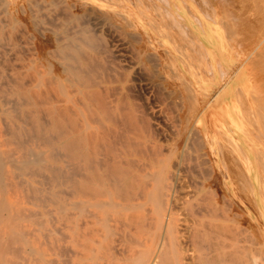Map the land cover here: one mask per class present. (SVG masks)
I'll use <instances>...</instances> for the list:
<instances>
[{"label":"rangeland","instance_id":"1","mask_svg":"<svg viewBox=\"0 0 264 264\" xmlns=\"http://www.w3.org/2000/svg\"><path fill=\"white\" fill-rule=\"evenodd\" d=\"M22 1L10 0L8 4L0 0V147L15 156L29 146L41 149L44 166L37 168L31 163L35 168L31 166L34 169L30 168L28 175L35 179L33 187L22 183L16 170L12 176L3 175L5 189L0 194L14 208L23 209L18 221L27 231L16 233L19 239L10 241L12 250L4 252L1 264H48L49 260V264H77L81 247L71 237L69 118L77 116L79 107L87 102L77 89L90 75L97 83L102 82L96 87L101 94L91 103L92 111H102L105 103L116 109L113 113L121 124L110 125L120 136H136L125 134L130 119L156 146L169 145L168 153L182 152L172 155L185 160L186 175L196 184L185 190L201 191V199L218 207V225L229 224L247 239V264H264V46H259L264 45V2L33 0L29 5L30 0ZM62 45L70 48L71 58H63L59 50ZM67 63L69 67H64ZM229 73L233 75L230 108L238 126L231 125L230 120L223 125L216 116L208 117L203 125L199 118ZM198 74L199 82L194 76ZM179 138L183 139V150L173 151ZM135 159L143 161L140 154ZM226 210L231 211L232 220L226 219ZM133 213L140 228L142 212ZM98 227L92 243L96 247L83 254L81 264L105 262L99 243L102 227ZM113 230L115 236L121 231L116 226Z\"/></svg>","mask_w":264,"mask_h":264},{"label":"bare ground","instance_id":"2","mask_svg":"<svg viewBox=\"0 0 264 264\" xmlns=\"http://www.w3.org/2000/svg\"><path fill=\"white\" fill-rule=\"evenodd\" d=\"M3 1L4 3H10V0ZM32 1L33 0H30L28 4L30 5ZM261 1L264 2V0ZM22 2H27V0H23ZM259 5H261V2H259ZM4 6L7 7L6 4ZM98 13H100V11ZM190 32L192 31L190 30ZM190 34H188V36ZM194 34L192 35L197 38L200 44L204 43L202 40H200L201 38L197 35V33ZM71 42L69 41V43ZM71 45L73 46V44ZM204 46L205 47L203 48H206L208 52L212 54V52L205 45V43ZM259 46L263 47L264 45L259 44ZM73 47L76 48V46ZM181 47L179 46V48ZM59 50L62 53L61 55L63 56V58L68 59L71 58L73 55V53L69 51L70 48H65L63 45L62 47H59ZM259 54L261 53H258V55ZM255 56L257 60V55ZM190 58H192V56ZM258 60L260 61V59ZM54 62L55 61H53V63ZM93 62L94 61L92 60V63ZM89 63V69H92L93 67L91 65V61ZM105 64L108 65L107 63ZM64 67H69L68 63L64 64ZM111 70L113 69L111 68ZM97 74L98 72L95 73V75ZM99 75H101V73ZM99 75L97 77H99ZM227 75L229 76H226L225 78H228L226 80L224 78L225 82L219 87L216 94H213L214 97L212 96V103L209 104V106L204 111L202 115L203 117L199 118L200 122H202L203 125L205 124L208 117L216 116L218 118V121L223 125L226 122L228 123L230 120L231 125L238 126V122L236 121V118L234 117V114L232 113L230 108V93L232 89L233 75L232 73H229ZM194 76L199 82L200 75L198 74ZM250 78H253L252 75ZM83 79L84 81L81 82L85 83L81 84L80 88L78 87L79 89H77V91H80L85 96V99L88 103L85 102L83 108L82 106L79 107L81 109L80 111H78L77 116L73 114L69 118L70 126L72 127L70 129L72 135V148L69 155L68 164L69 180L71 187V200L69 201L70 213L72 218L71 237L76 239L78 241V245L81 247V250L78 253V260L76 263L81 264L83 254H87L88 251L96 247V245H93L92 243L94 241L93 239H95L94 235L97 234V231L99 229V224L102 227V238L99 243L102 246L103 257L105 259L103 260L105 262H102L101 264H247V239L243 237L239 232L234 231L232 229V226L229 224L223 226L218 225V207L215 205L214 202H207V200L201 199V191H198L196 189L194 190V188L185 190L186 187H193V185L195 186L196 184L195 182H192V180L189 179L191 177L188 178V176L186 175L188 171L186 172V169L184 168L185 160L182 159V157L180 156L176 155L174 157L172 155L177 154L176 152H182L176 151L168 153L167 150L169 148V145L161 144L159 146H156L155 143H152L151 140L148 139L149 137L147 138L144 135V130H142V128H140L141 130L139 129V124H136L135 121H130V119L126 123L127 131L125 130V134L131 132V134L136 136H120L119 132H115L112 126L110 125H116L120 123V120L115 117V113H113V111L115 112L116 109L113 110L111 106L105 105V103H103V100H101L105 106L104 109L102 111L97 110L98 112L96 113H94L95 111H92L93 106L91 107V103H94V100H96V96L100 92L96 90V87L101 85L102 82L97 83L91 75ZM243 80L245 81L246 79L244 78ZM59 81H61V89H64V84L60 77ZM109 82L107 84H109ZM247 83L251 87L250 80ZM245 84L246 83L244 82V85ZM250 87H248V89H250ZM245 89H247V87H245ZM113 92L116 91L114 90ZM113 97L116 98L117 96L115 97L113 94ZM212 97H210V99ZM118 99L116 100L119 101ZM98 101L100 102V99ZM108 103H110V101ZM113 103L114 102L111 101V105ZM113 105H115V103ZM97 106L99 107V105ZM100 108L102 109L103 107ZM124 113L125 112H123V114ZM142 123L143 122H141L140 125ZM120 128L121 130H123L121 126ZM200 129H203L202 126L200 127ZM120 133L123 134L122 131ZM121 137H123V139L125 137L126 139L122 140ZM148 140L149 142H151V145L149 147H147ZM121 141H123L122 144H120ZM176 143L177 144H175V147L172 146L173 151L177 148H180L182 151L183 139ZM27 144L30 145L29 143ZM30 147L31 146H29V149L27 148V151L22 152L18 156L12 155L11 151L8 148L5 149L0 147V191L4 188V184L2 182L3 175L6 173L12 176V173L15 170L17 171L18 175H21L22 183H24L26 186L33 187L32 182L35 179L32 178L31 174H28L30 168H35L34 165H36L37 168L44 166V164L41 162V159H43V150H37L35 148ZM138 154L143 157V161H138L137 159H135V156ZM32 162H34V165L31 164ZM7 164H9L10 167L7 166ZM31 166H33L34 168ZM42 173L43 172H41V174ZM1 195L2 193L0 194V264L5 260L4 252L8 251V249L12 250L10 249V245L13 244V242L11 243L10 241H14L15 243V240L17 241V239H19L16 233L24 234V232L27 231L26 229L25 231L23 230V226L18 221V217L21 216L20 211L23 209L19 210L18 208H14V206H11V203ZM23 196H25V194ZM17 198L18 197H16V199ZM203 200H205L206 203H204ZM19 202L21 203V201ZM62 205L64 206V204ZM22 208H24V206ZM61 208L59 207L58 209L60 210ZM137 210L138 212H142L141 214L143 215L144 220V222L141 223L142 225H140V228L138 221L135 219L136 215L134 216L133 213V211ZM226 211V219L232 220V214L230 213L231 211ZM27 215L29 214L26 213V216ZM50 216L51 212L49 213V217ZM32 217L35 216H33L32 214ZM205 217H210V219L206 221L204 220ZM113 226H116V228H119L121 230L117 236L114 235ZM138 228L140 230H138ZM51 233L56 232L52 231ZM57 233L59 234V232ZM65 235L67 236L66 233ZM60 237L61 239L63 237L66 238L65 236ZM4 238H7L8 240L4 241ZM112 243H114V245ZM20 248L22 247L20 246ZM68 250L70 251V249ZM15 251L16 250H14V252ZM53 260L54 259H51V261ZM55 260L57 261V259ZM13 261L14 259L12 260V262ZM47 263L49 264L50 260Z\"/></svg>","mask_w":264,"mask_h":264}]
</instances>
